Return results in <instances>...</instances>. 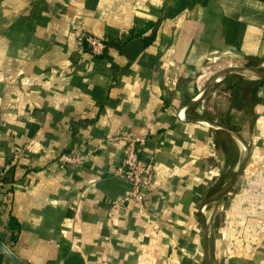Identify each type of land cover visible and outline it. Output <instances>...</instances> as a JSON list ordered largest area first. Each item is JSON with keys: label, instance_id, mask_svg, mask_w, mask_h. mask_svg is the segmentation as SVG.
Returning <instances> with one entry per match:
<instances>
[{"label": "crops", "instance_id": "0c3cea01", "mask_svg": "<svg viewBox=\"0 0 264 264\" xmlns=\"http://www.w3.org/2000/svg\"><path fill=\"white\" fill-rule=\"evenodd\" d=\"M177 1L0 0V169L21 151L0 264H264V0ZM227 55L263 75L237 67L263 81L250 101L233 70L196 86ZM119 132L146 139L155 183L111 208L130 191ZM90 150L77 169L56 162Z\"/></svg>", "mask_w": 264, "mask_h": 264}, {"label": "built area", "instance_id": "2783aa9c", "mask_svg": "<svg viewBox=\"0 0 264 264\" xmlns=\"http://www.w3.org/2000/svg\"><path fill=\"white\" fill-rule=\"evenodd\" d=\"M78 41L86 44L89 52L93 56L99 57L107 51L106 43L101 37L79 32ZM109 140L122 143L123 145L124 154L121 165L116 170V174L122 176L130 187L128 195L113 201L111 203V208H117L129 201L141 202L144 193H149L154 190L155 183V167L151 163H146L140 156L141 150L146 145V139L133 135L130 132H119ZM93 153L94 150H90L86 153H62L57 158L56 162L64 169H77L82 167L88 159L93 156ZM20 159L21 151H15L9 161L0 169V191L4 193V203L7 201V190L13 184L12 181H10L9 172L12 167L16 166ZM222 209V205H218L216 208L211 209H208L207 206L204 205L201 208V212L204 217L206 216L207 219H211L215 212Z\"/></svg>", "mask_w": 264, "mask_h": 264}, {"label": "rangeland", "instance_id": "374dc122", "mask_svg": "<svg viewBox=\"0 0 264 264\" xmlns=\"http://www.w3.org/2000/svg\"><path fill=\"white\" fill-rule=\"evenodd\" d=\"M217 61H218V59H217ZM222 63V64H220V66H218L219 64L218 63ZM219 62L217 63L218 65H213V62L212 61H210L209 63H207V65H205L204 67H202V71H200L198 74H196L195 75V81H196V86H198L199 88V91L200 90H202L203 89V87H204V85H205V82H206V78L209 80V79H211L212 77H210L212 74H213V72H216V71H222V73H225L226 72V69L228 70H234L233 68H235V69H237V67H239V68H243V67H245L246 65L244 64V63H240V62H238V59H235V58H233V57H231V56H224V57H222L221 59H219ZM231 62V63H230ZM236 63H238V64H236ZM230 64V65H229ZM240 64V65H239ZM232 65V66H231ZM238 65V66H237ZM221 66H223V67H221ZM225 66V67H224ZM227 66V67H226ZM221 67V68H220ZM229 67V68H228ZM226 68V69H225ZM215 69H217V70H215ZM225 69V71H223ZM214 70V71H213ZM209 74V75H208ZM199 75V76H198ZM236 77V78H235ZM200 78V79H199ZM234 78L235 79H237V80H240L241 82H243L242 84H245L244 86H245V90H248V91H250L251 89H250V86H249V84L248 83H246V82H249V83H252L253 84V86L254 85H257V84H259V83H263V81H260V80H257V78H255V76H253L252 75V73H244V75H233V76H230V80H234ZM202 79V80H201ZM228 79H229V77H228ZM251 79H253L252 80V82H250V80ZM200 82V83H199ZM201 85V86H200ZM239 94V93H238ZM218 96H220V97H223V96H221L220 95V93H217V95L214 97V98H216L215 100H219V97ZM238 98H240V96H237ZM242 99V98H241ZM215 100H211V104L212 105H214V103H215ZM245 101L244 102H246V99H244ZM243 102V103H244ZM209 103L208 102H206V105H208Z\"/></svg>", "mask_w": 264, "mask_h": 264}, {"label": "trees", "instance_id": "16d2710c", "mask_svg": "<svg viewBox=\"0 0 264 264\" xmlns=\"http://www.w3.org/2000/svg\"><path fill=\"white\" fill-rule=\"evenodd\" d=\"M196 1L197 0H178L176 2V4L178 6H181V5L192 6ZM145 41H146V43H149V39H146ZM235 78H234V80L228 81V83H230V86H231L232 90L235 89L236 91L240 92L239 94L238 93H233V95H235V96H240V99L242 98V99H246V100L250 101V99H251L250 97L252 95L256 94L254 92H256L262 86V83H259V84L253 86L252 83L246 82V83L249 84L250 89H251L250 91H248V90H245L246 89L245 86H244L245 84H242L243 82H241L240 80H237ZM8 226L12 230L17 229V226H16V224L14 223L13 220L10 221Z\"/></svg>", "mask_w": 264, "mask_h": 264}, {"label": "bare ground", "instance_id": "6f19581e", "mask_svg": "<svg viewBox=\"0 0 264 264\" xmlns=\"http://www.w3.org/2000/svg\"><path fill=\"white\" fill-rule=\"evenodd\" d=\"M238 60H239V59H238ZM215 61H216V60H215ZM215 61H214V62H215ZM218 61H219V60H218ZM207 62H208V61H207ZM230 63H231V62H230ZM220 64H222V63H220ZM220 64H219V65H220ZM236 64H238V63H236ZM213 65H214V64H213ZM229 65H230V64H229ZM239 65H240V64H239ZM231 66H232V65H231ZM237 66H238V65H237ZM221 67H223V66H221ZM221 67H220V68H221ZM224 67H225V66H224ZM226 67H227V66H226ZM200 68H201V67H200ZM204 68H205V67H204ZM228 68H229V67H228ZM225 69H226V68H225ZM233 69H234V70H233V71H234L233 73H236V74H239V75H242V74H243L242 72H239L237 69H235V68H233ZM215 70H217V69H215ZM213 71H214V70H213ZM219 71H220V70H219ZM217 74H218V73H217ZM208 75H209V74H208ZM213 75H214V74H213ZM198 76H199V75H198ZM199 79H200V78H199ZM206 79H207V78H206ZM211 79H212V78H211ZM201 80H202V79H201ZM217 80H218V79L213 80L212 83H213V84H214V83H217ZM199 83H200V82H199ZM206 84H207V83H206ZM200 86H201V85H200ZM210 86H211V85H210ZM198 88H199V87H198ZM206 88H207V87H206ZM219 89H220V88H219ZM220 91H221V90H220ZM214 93H215V92H214ZM210 94H211V93H210ZM227 96H228V95H227ZM206 98H207V97H206ZM202 100H203V99H202ZM237 140H238V139H237ZM243 146H244V145H243ZM245 149H246V148H245ZM214 171H215V170H214Z\"/></svg>", "mask_w": 264, "mask_h": 264}, {"label": "water", "instance_id": "95a60500", "mask_svg": "<svg viewBox=\"0 0 264 264\" xmlns=\"http://www.w3.org/2000/svg\"><path fill=\"white\" fill-rule=\"evenodd\" d=\"M238 69V68H237ZM240 70H251V71H254L255 73H257L258 75H260V76H263L258 70H256V69H248V68H241ZM228 71H230V70H228ZM232 71V70H231ZM3 251L4 252H6L8 255H9V257L11 258V259H13L14 261H16V259L11 255V253L9 252V251H7L6 249H4L3 248ZM18 263V262H17Z\"/></svg>", "mask_w": 264, "mask_h": 264}]
</instances>
